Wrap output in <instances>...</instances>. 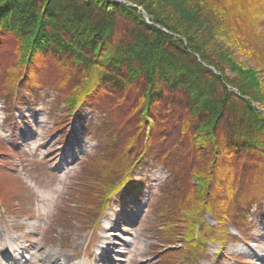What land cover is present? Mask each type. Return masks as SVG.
Here are the masks:
<instances>
[{"label":"trees","instance_id":"1","mask_svg":"<svg viewBox=\"0 0 264 264\" xmlns=\"http://www.w3.org/2000/svg\"><path fill=\"white\" fill-rule=\"evenodd\" d=\"M4 41L7 96L47 80L68 116L107 114L109 161H92L97 190L115 176L105 207L155 154L179 160L165 209L189 246L226 239L239 195L264 197V0H0ZM206 211L220 229L203 228Z\"/></svg>","mask_w":264,"mask_h":264},{"label":"rangeland","instance_id":"2","mask_svg":"<svg viewBox=\"0 0 264 264\" xmlns=\"http://www.w3.org/2000/svg\"><path fill=\"white\" fill-rule=\"evenodd\" d=\"M7 52L8 41L0 48V264H264L258 191L250 193L251 205L250 196L234 200L241 220L225 225L223 242L217 234L199 248L184 240V223L165 209L178 159L165 166L157 154L143 158L132 175L137 187L120 189L105 207L102 189L115 176L97 190L92 161L108 157L97 133L107 114L81 108L68 116L60 91L47 80L33 94L7 96ZM202 218L203 228L220 229L213 213Z\"/></svg>","mask_w":264,"mask_h":264},{"label":"bare ground","instance_id":"3","mask_svg":"<svg viewBox=\"0 0 264 264\" xmlns=\"http://www.w3.org/2000/svg\"><path fill=\"white\" fill-rule=\"evenodd\" d=\"M112 236H114V233L112 234ZM106 240H107V241H110V238H106ZM108 247H109V244L104 243V245L102 246V252H106V251H108V250H109ZM260 260H261V259H260ZM262 261H263V260H262Z\"/></svg>","mask_w":264,"mask_h":264}]
</instances>
